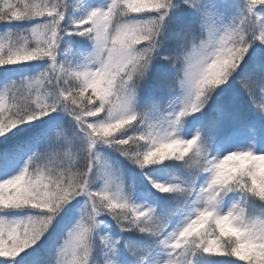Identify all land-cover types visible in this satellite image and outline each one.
Wrapping results in <instances>:
<instances>
[{"label":"rangeland","instance_id":"374dc122","mask_svg":"<svg viewBox=\"0 0 264 264\" xmlns=\"http://www.w3.org/2000/svg\"><path fill=\"white\" fill-rule=\"evenodd\" d=\"M107 1L111 3L113 0ZM151 1H123L118 7V16L125 18V28L119 33L115 51L107 64L100 59L110 50L108 45L111 37L108 31L114 27L115 21L113 18V23L107 22V4L104 0H100V3L98 0H37L28 3L33 6L21 29L0 36V43L6 45L9 54L40 53L48 44L47 58L50 64L45 74L31 77L10 88V97L0 101V118L3 121L0 134L12 130L16 125L14 123L26 115L40 111L48 120V127L60 124V131L53 135L49 146L34 140L31 146L27 144L9 155L4 154V160L10 159L11 167L5 165L0 168V189H4V192L0 190V208L8 207L7 204L14 203V198L19 197L21 200L44 201L48 210L41 212L31 231L25 232L34 220L35 210L18 206L23 210L16 211L15 220L10 219L6 236L1 235L4 222L0 224V250L18 252L43 237L45 246L36 254L39 258L43 256L41 264H50L53 254L57 255L55 264H87L90 251L96 254V264H112L117 243L122 244L123 251L135 247L143 249L145 253H155L158 249L166 254V258L175 247L171 261L157 264H264V234L259 236L258 246L255 242L251 245L243 243L237 232L248 214V207L253 208L255 202L250 199L248 204L243 192L227 200V195H221L229 185L245 189V181L249 182L250 188H264V128L260 130L255 123L247 124L249 121L245 120L251 111L264 115V0H167L164 4L160 0L162 4L159 6ZM148 9L150 13L159 14L161 30L141 42L151 27V23L145 19ZM44 11L53 16L54 20L39 19ZM243 11L244 19L249 23L245 31L254 47L249 46L248 50L252 52L239 65L244 55L241 34L234 38V46L230 47L229 43L232 27L237 21H242L239 14ZM201 19L213 20L215 24L201 31ZM86 30L94 38L89 46L88 60L92 62V70L89 71L85 70L86 66L78 64L76 56L79 49H75L74 43L81 39ZM195 35L201 39L199 46L193 42L192 37ZM57 42L60 44L59 50L56 48ZM16 44L22 47L20 51L13 50ZM208 44L212 45L211 50H206ZM141 46L146 48L141 49ZM185 46L186 49L192 46V51L186 56L182 55ZM188 56L191 61L185 60ZM137 58L141 59L138 74L135 68ZM184 60L187 66L186 81L180 103L182 111L187 107V113L180 114L173 121H165V128L158 137L155 133L159 131L157 121H152V118L158 117L161 114L159 110L165 105L164 115L170 114L169 118L180 110V107L175 109L173 98V91L179 85H173L164 93L163 89L152 85L150 70L155 69L162 76L170 78ZM110 63L109 71L115 77L118 74L119 78L115 81V78L108 76L106 82L99 79L97 86L100 88L96 86L92 89L88 80L96 78L94 73H97V66L102 64L106 67ZM212 64H215L213 70ZM203 69L216 75L214 87L210 83L202 87H207L205 101L209 104H202L201 109L188 113L192 106L197 107L199 104L192 94L195 88H199L198 82L203 79ZM228 69L231 70L230 76L235 71L238 77L234 82L228 80L225 72ZM98 71L101 72V69ZM127 73L132 83L126 81ZM157 76L155 74L151 79L158 80ZM63 82L68 84L62 85ZM70 86L74 88L72 96L68 91ZM219 86L220 89L209 100L210 91ZM133 88L137 94L128 91ZM85 93H89V96L84 98ZM45 105L48 107L43 109ZM141 112L149 116L152 125L142 122L138 115H146ZM180 119L184 122L189 120L190 124L195 122V131L191 132V128H188L185 132L178 126ZM139 120L142 124L137 126L139 133L131 139L133 145L126 146L127 131L135 127ZM255 122L264 124L258 120ZM101 125H104V130H101ZM235 127L238 128L230 133V137L225 138V134ZM50 131L51 128L47 130ZM203 134H206L204 139L207 143L199 146L197 141ZM218 137V149L208 155L212 142ZM108 143L111 149L106 155L99 147H107ZM116 151L131 161L128 174L116 166V163L123 164ZM29 153L36 155L28 170ZM211 159L213 163L210 168L214 170L199 187L191 207L190 192L195 185L191 182H195L202 174ZM177 165L191 169L180 173L179 179L183 182L174 173V179L178 180L172 193L168 190V181L156 183L142 179L140 185L134 187L133 181L126 183L121 179V175L132 179L145 171L158 169H163L158 173L165 178L169 170ZM230 169V174L237 172L234 179L228 175ZM111 177H115L113 185L121 191L119 194L114 193L111 203L108 199L106 202L104 196L101 200L113 205L115 213L121 214V218L126 215L128 220L121 219L114 212L115 217L110 218L113 217L112 213L106 214L99 208L101 201L96 192L101 190L109 193L112 188L108 179ZM216 185L222 192L219 191L218 195L214 191ZM140 189H154L152 191L156 195L163 197L168 194L173 200L163 215L159 213L162 217L159 224L149 216L157 205L147 200L143 190L139 192L138 200L122 203L123 190L126 199ZM5 193L9 202L6 201ZM243 197L246 200L244 203ZM181 201L188 203L190 213L183 224H176L167 240L164 229H172L171 220ZM218 213L222 214V219L232 222V230L217 229L219 237L206 234L200 235L198 239L187 238L191 222L197 219L204 221ZM123 221L129 237H123ZM73 222L82 224V229L84 226L86 239L69 248L77 242L74 231L80 228L71 227ZM109 230L112 231L111 235ZM23 231L24 235L20 238ZM157 258H161L160 254ZM141 261L135 263L141 264Z\"/></svg>","mask_w":264,"mask_h":264},{"label":"trees","instance_id":"16d2710c","mask_svg":"<svg viewBox=\"0 0 264 264\" xmlns=\"http://www.w3.org/2000/svg\"><path fill=\"white\" fill-rule=\"evenodd\" d=\"M35 1H37V0H0V36H1V32L4 31L2 28L3 23L12 22L15 19H18L20 17L26 19L28 16H30L29 15L30 7L33 6V5H29L28 3H33ZM123 1L131 2V0H120L119 2L116 3V6H115L114 10L112 11V16H113L115 22H114V30L110 32V35H111V37H114V38L115 37L118 38L119 33L121 31H124V28H125L124 27L125 18L119 17L118 13H117L118 7L121 4H123ZM166 1L167 0H163V4ZM23 2H27V4H25V3L23 4ZM151 2L155 6H159L162 4V1H160V0L159 1L152 0ZM25 5H27V6H25ZM240 8H241V10H244L243 7H240ZM150 9H152V8H150ZM150 9H148L146 11L145 19H146V22L149 21V23H151V27L149 28V31L147 32L145 38L141 42L146 41V39L148 38L149 35L156 34L160 30V26H161V23H159V17L160 16L157 12L150 13ZM44 12L45 13H43L41 16L44 20H46V19L48 20L51 18L54 20L53 16H50L48 13H46L47 11H44ZM239 17L242 18V21L241 22L237 21L236 24L232 27V33H231V39H230L229 46L230 47L234 46V43H233L234 38L238 34H241V36H242V42L241 43L243 44L244 55L242 56L240 63L238 62L240 65L242 63V61H244L246 59V57L252 52L251 50H248L249 46L250 45L252 47H254V46L252 45L253 41L249 40L248 34L245 31V27L249 24L247 22V20L244 19L245 11L240 13ZM201 20H202V24L200 25L201 31H204L206 26H211V25L215 24L213 22V20H205V19H201ZM112 23H113V20H112ZM88 25H89V22L85 26L88 27ZM86 31L81 35L82 37L80 36L81 37L80 40L77 39L74 41V43L76 45L75 49H77V48L79 49V52H78V55L76 56V59L78 61V64H80L81 67H83V63L87 61V58L90 55L89 46L92 45V42L94 41V38H93V36H91L90 31H88V30H86ZM66 38H68V36ZM115 45L113 46L114 51H115ZM30 46H31V48H34L33 44L32 45L30 44ZM117 46H118V43H117ZM139 46H140V44L138 45V47ZM5 47H6V45L4 47H1V49H0V68L10 67V66H22V65H25L27 63L29 66L37 67L38 71H39V75L42 73L45 74L48 71V68L50 65L48 62L49 58H47V56H48V52H47L48 44H46V47L44 49H42V51L40 53H38L36 51L35 53H29V54H25V53H23V54H18V53L9 54L8 52H6ZM56 48L58 50L60 49V44H58V42H57ZM145 48H146V46H141V49H145ZM21 49H22V47H18L17 44L13 47V50H15V51H20ZM46 58H47V60H46ZM121 59L122 58L120 57V65H121ZM117 62H118V59H116V63ZM238 63H236V64H238ZM120 65H118V66H120ZM135 66H136L135 67L136 72L138 74L137 69L141 67V59H139V58L135 59ZM143 68H144V65L142 66L140 72L143 70ZM214 68H215V64H213L212 70ZM140 72H139V74H140ZM225 72L227 73V75L229 77L228 80L232 79V82H234L236 79L235 71L231 76H230V73H231L230 69L226 70ZM129 73H127L128 78L126 79V81H128V82L130 81L132 83L133 80L129 77ZM124 74H125V72H124ZM219 75L222 77L221 74H219ZM101 76L103 78H107L108 76L113 77V78H115V81L119 78L118 74H117V77H115V76H113L112 73L110 74V72H108V71L103 72ZM210 77H211V79L209 82ZM215 77H216L215 73H213L211 75L207 72V69H203L204 80H203V82H201L202 86L200 88V91L197 92V95L199 94L198 96H199V99L201 100L202 104L206 100L205 97L203 99H201V96L203 94L202 89H205V90H203V92H205L207 89V87H205V88H202V87L204 86V84L206 85L208 83H210V86L214 87L213 84H215L214 83ZM224 79L225 80L227 79L225 74H224ZM136 80H138V76H137ZM220 80H217V82H220ZM106 81H108V80H103V82H106ZM89 83L90 82L88 80V84ZM65 84H68V83L63 82L62 85H65ZM96 86H97V82L95 80H92L90 87L93 89V88H96ZM98 88H100V86H97V89ZM219 88H220V86L218 88H214V90H211L210 91V97ZM68 91L70 92V94L72 96L74 93V88H72L70 86L68 88ZM75 93L78 94L77 91H75ZM83 96L85 98V97L89 96V93H87V94L85 93ZM87 103L89 104L90 102H87ZM46 107H48V106L45 105L43 109H45ZM85 107H87V106H85ZM141 113H144V112H141ZM253 113L256 114L255 112H253ZM139 116H141L143 123H145L146 125H152L148 115H146V116L138 115V117ZM44 118L45 117L42 116V111H40L39 113H36V114L32 113V114H30V116L26 115L24 119L14 123L16 125L12 130H9V131L5 132L4 134H0V150L6 146L9 147V145L14 146L16 144V140H17L16 136L21 131L40 123L41 120H43ZM153 120H154V118H152V121ZM142 122H141V120L137 121L135 124V127H132L127 131L128 135H130V136L127 139H125L126 140V143H125L126 146H128L129 144L133 145L131 143V139L136 133H139V129L137 128V126L141 125ZM1 123H3L2 118H0V124ZM40 125H38V126H40ZM100 128H102L101 130H104L105 127H104V125H101ZM118 140H121V139H118ZM198 145H200V143ZM0 161H2L1 157H0ZM118 168L120 169V167H118ZM234 168H236V167H234ZM182 170L185 171V169H182ZM231 171H232V169L228 170V172H229L228 175L230 174ZM236 173L237 172H232L229 176L232 179H234ZM144 176L148 180H151L152 182L160 183L159 180H161V175L158 173V170L145 171ZM114 178L115 177H111L110 179H108V182L112 188V190L110 189L109 193H105L101 190H98L96 192L98 200L101 201V208L100 209H103L104 211L110 212V213L116 212L115 207L113 205L106 203L107 199H108V202L111 203V201L114 197V193H116L118 190V189H116V186L113 185V182H114L113 179ZM121 178L125 182L127 181L126 180L127 177L121 175ZM245 183H246L245 189L244 188H234V187L229 185V186H227L226 191H227V193L231 192L233 194L236 192H239V193L243 192V194L246 196V199L248 202H250V199H252L255 202V206L253 207V209L246 215L247 216L246 222H245V225L243 226V227H245V231H244L243 227H240L237 229V232H239L238 238L241 239L243 243L251 245L255 242L259 246L260 242H258L257 240L259 239V236L264 234V188H262V189H257L256 187L250 188L249 182L245 181ZM168 190H170L171 193L174 192L175 191V183L170 184V187L168 188ZM124 191L125 190H123L121 192L122 203L129 201V197H127L126 199L124 198ZM1 192H4V190H2ZM126 193L129 194V192H126ZM1 195L2 194H0V197H1ZM5 196L7 198L6 201L9 202L10 199L8 198L6 193H5ZM102 196H104L106 202L101 200ZM168 196H170V195H168ZM25 203H33V204H32V206H26V205L20 206L21 204H25ZM7 205H8V207H6V208H8V209H5V211L21 210V208H23V207L24 208H34V210H35L34 220L32 221V223H30L28 225V228L25 229V232L31 231L34 228L36 222L38 221V216L41 214V212L48 210V207L44 201H39V200L31 201V200H27V199L21 200L19 197L14 198V203H10ZM9 206H11V207H9ZM18 206L21 208H17ZM217 215H219V216H217ZM217 215L207 217L204 221L201 220V223H199L198 221L196 223H194L193 226L188 230L189 232L186 235L187 238H189L190 240L198 239V237L200 235L202 236V235H206V234H207V236L213 235V236L219 237V233H218L217 229L223 228V229H227V230H232V222H227L226 220L222 219L223 217L219 213ZM4 216H5V219L10 218V215H8V214H6V215L4 214ZM125 219H127V218H125ZM224 224H225V226H224ZM22 249L18 252H14V251H8L7 252V251L0 250V264H16V263L21 264L24 260H26V262L30 261V257L28 256V252L31 251L32 249H29L28 247L26 249H23V250ZM81 249H82V246H81ZM80 253H82L81 250H80ZM78 256H76V258ZM137 256L141 257V259L145 258L144 254L138 253V255L131 256V259L134 261V260H136ZM112 262L113 261L111 260V263ZM87 264H96V263H95L93 258L89 257L87 260ZM112 264H114V263H112Z\"/></svg>","mask_w":264,"mask_h":264}]
</instances>
